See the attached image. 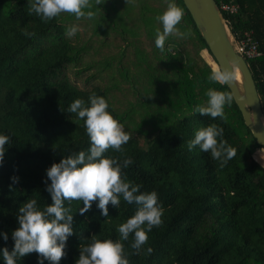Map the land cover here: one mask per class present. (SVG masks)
Segmentation results:
<instances>
[{"label": "trees", "instance_id": "obj_1", "mask_svg": "<svg viewBox=\"0 0 264 264\" xmlns=\"http://www.w3.org/2000/svg\"><path fill=\"white\" fill-rule=\"evenodd\" d=\"M235 4L222 10L232 43L250 33L259 55L248 59L260 100L264 99V0H215ZM181 31L169 36L163 51L155 46L156 17L167 0H105L95 6V19L76 20L61 14L47 23L29 12L31 0H0V134L9 136L0 162V250H12L18 209L35 198L41 210L51 203L46 169L62 156L90 147L84 121L69 113L77 98L95 93L131 135L124 155L133 164L125 179L140 192L155 191L163 208L162 224L148 233L140 254L124 244L129 264H264V165L254 157L264 151L244 124L235 101L225 106L227 122L194 113L213 87L229 91L207 76L216 65L182 0ZM80 31L68 38L69 26ZM24 31L35 32L26 37ZM210 57L207 61L202 52ZM215 123L236 155L223 168L197 146L187 147L195 131ZM120 153L109 149L105 156ZM18 177L13 184L11 177ZM50 183V181H47ZM119 208L101 215L96 202L80 215L82 201H65L73 215V235L59 264H75L79 246L98 239L119 240L118 226L135 214L137 205L121 197ZM153 249L147 254L146 249ZM0 264H5L0 251ZM17 264H38L37 253ZM44 264H51L44 260Z\"/></svg>", "mask_w": 264, "mask_h": 264}, {"label": "clouds", "instance_id": "obj_2", "mask_svg": "<svg viewBox=\"0 0 264 264\" xmlns=\"http://www.w3.org/2000/svg\"><path fill=\"white\" fill-rule=\"evenodd\" d=\"M104 3L105 0H31L29 12L45 23L61 14L72 15L76 20H92L97 15L92 9ZM183 17V8L175 0H167L165 10L156 17L162 25V31H156L155 46L158 49L164 50L169 36L186 39L192 35L190 29H179ZM78 31L79 26H69L66 36L75 37ZM23 34L30 38L36 35L28 31ZM234 69L235 65L231 61H228L227 66L213 65L207 82L229 85L236 78ZM205 96L206 102L198 104L193 112L212 119L220 118L226 123L225 106L231 107L233 92L209 87ZM108 108V101L95 93L88 97L87 105L81 98L69 105L68 112L84 121L90 147L87 152L62 156L58 163L54 162L46 169L47 181H50H45L46 191L50 194L51 203L41 210L33 198L19 207L18 227L12 231L13 248L11 251L7 248L0 250L5 264H17V259L33 252L37 253L38 264H44V260L59 264L66 255V241L74 232L72 210L65 207V201L69 204L82 201L83 206L78 209L80 215L90 211L93 202H96L104 217L109 216V204L119 208L121 197L129 205L135 203L138 206L135 214L118 226L119 240H102L92 236L90 243L79 246V257L75 264H129L128 254L121 241H127L129 235L134 234L131 248L135 254H140L141 248L148 243V233L162 224L164 210L158 204L157 193L140 192V184L125 179L123 170L133 164V159L124 155L123 146L131 139V135L110 114ZM223 137L224 129L212 123L196 130L187 147L191 151L198 146L201 151L210 152L211 157L219 162V167L223 168L236 155V149ZM9 142V136L0 134V162ZM109 149L121 155L105 156ZM10 179L15 184L19 178L13 176ZM0 236L7 241V233H0ZM152 251L151 247L146 249L147 254Z\"/></svg>", "mask_w": 264, "mask_h": 264}, {"label": "water", "instance_id": "obj_3", "mask_svg": "<svg viewBox=\"0 0 264 264\" xmlns=\"http://www.w3.org/2000/svg\"><path fill=\"white\" fill-rule=\"evenodd\" d=\"M198 32L204 39L215 64L235 65V81L229 85L244 124L264 149V121L255 82L244 58L236 51L226 20L215 0H182Z\"/></svg>", "mask_w": 264, "mask_h": 264}, {"label": "built area", "instance_id": "obj_4", "mask_svg": "<svg viewBox=\"0 0 264 264\" xmlns=\"http://www.w3.org/2000/svg\"><path fill=\"white\" fill-rule=\"evenodd\" d=\"M220 10L234 12L237 7L235 4L223 3ZM236 51L244 58L245 61L248 59L255 58L259 55L257 42L253 40L249 32H246L243 38L238 39L234 45ZM260 99V98H259ZM261 117L264 119V99L260 100Z\"/></svg>", "mask_w": 264, "mask_h": 264}, {"label": "rangeland", "instance_id": "obj_5", "mask_svg": "<svg viewBox=\"0 0 264 264\" xmlns=\"http://www.w3.org/2000/svg\"><path fill=\"white\" fill-rule=\"evenodd\" d=\"M202 54H203V56H205V58H206L207 61H210L211 57L205 51L202 52ZM254 157L256 158V160H258L260 163H262L264 165V151H262V150H256L254 152Z\"/></svg>", "mask_w": 264, "mask_h": 264}, {"label": "bare ground", "instance_id": "obj_6", "mask_svg": "<svg viewBox=\"0 0 264 264\" xmlns=\"http://www.w3.org/2000/svg\"><path fill=\"white\" fill-rule=\"evenodd\" d=\"M263 120V119H262ZM264 121V120H263Z\"/></svg>", "mask_w": 264, "mask_h": 264}]
</instances>
